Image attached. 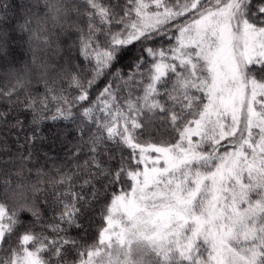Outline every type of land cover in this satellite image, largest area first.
Returning a JSON list of instances; mask_svg holds the SVG:
<instances>
[{
  "label": "snow or ice",
  "instance_id": "1",
  "mask_svg": "<svg viewBox=\"0 0 264 264\" xmlns=\"http://www.w3.org/2000/svg\"><path fill=\"white\" fill-rule=\"evenodd\" d=\"M82 7L77 16L86 15L87 29L78 28L79 52L91 68L75 69L91 78L73 74L69 53L62 79L79 94L54 96L45 83L49 95L27 106L41 116L54 101L53 121L72 119L80 106L87 178L79 191L69 175L51 182L45 204L59 209L51 223H41L37 183L21 173L3 180L0 264H91L94 251L120 239L138 216L161 229L155 236L167 254L156 264H264V0H84ZM37 15L26 11L19 29L30 44L51 47ZM6 35L0 31V54ZM157 37L172 43L150 46ZM130 48L128 70L116 67ZM105 75L111 79L84 106ZM23 87L17 81L0 95ZM155 121L163 129L158 142L142 139L153 136ZM125 148L127 157L119 154ZM127 178L131 191L101 206L106 226L98 243L85 247L70 236L72 228L87 229L94 203ZM73 248L78 259L69 260Z\"/></svg>",
  "mask_w": 264,
  "mask_h": 264
},
{
  "label": "trees",
  "instance_id": "2",
  "mask_svg": "<svg viewBox=\"0 0 264 264\" xmlns=\"http://www.w3.org/2000/svg\"><path fill=\"white\" fill-rule=\"evenodd\" d=\"M75 2L84 12L85 9L82 7L84 0H75ZM100 2L108 3L109 0H100ZM28 10L37 11L33 0H0V31L7 34L6 50L0 54V89L4 92H7L16 83L10 80L5 73L13 67L22 68L33 59L32 45L29 43L28 34L19 29V24L23 23L24 14ZM39 10L43 11L42 5ZM79 25L80 28L87 29L86 15L79 20ZM58 43L59 51H56V44L53 43L46 51H38L36 55L41 60H48L57 66H64L70 53V66L73 68V74L80 76L81 79H90V75L81 74L85 67L91 68V65L80 55L78 30H72L66 35L60 36ZM170 43L172 41L167 38L157 37L155 41L150 42V46L167 47ZM135 47L138 48L139 45ZM134 52L135 48H130L121 57L116 67L127 71L126 65L130 62L129 57ZM75 65H80L81 72L76 71ZM110 71H114V69ZM110 79V76L105 75L96 81L89 89V101L83 102L84 106H90V102L96 100L97 95ZM48 86L54 88L51 93L54 96L63 94L66 98L71 99L79 94L75 86H70L66 79H60L56 84L49 82ZM48 95L45 83L35 76L31 78L30 82L24 83V87L17 90L10 98L0 95V112L6 113L0 119V187H2L3 180L14 182L17 173H21L29 182L37 183L39 191L36 192V197L43 212L41 223H51L52 218L59 212L58 208L52 209L45 204V200L52 198V181H60L62 177L69 175L72 177L70 183L74 185L75 190L79 191L78 185L83 182L82 178H87L83 173L84 162L88 159L87 147L79 139L77 132V125L81 123L80 106L77 105L73 108L72 119L58 118L53 121L51 116L55 114V108L58 105L54 101H50L47 110L39 109L42 115L36 116L33 110L27 106L29 100L34 98L39 101ZM34 119L39 123H33ZM17 121H20L19 127H15ZM153 127L156 130L153 132V136L151 138L145 136L142 139L155 141L157 132L163 134V129L158 121L153 122ZM89 130H94V128ZM32 137L35 139H31ZM87 138V136L84 137L85 140ZM108 147L116 151L111 144ZM29 153H31L30 156ZM119 154L125 157L129 155L126 148ZM127 181L128 178L123 183L113 185L100 201L94 203V212L89 214L92 218L88 220L86 230L72 228L69 230V235L76 238L85 247L98 243L99 231L105 223L100 215L101 206L108 205L112 194H117L126 186ZM68 186V184H64L62 187H58V190L63 191ZM23 215L25 220H32L29 214L24 213ZM35 230L40 231V225H37ZM47 232L51 235L50 229ZM0 255H3V250H0ZM68 259H78L75 248L69 253Z\"/></svg>",
  "mask_w": 264,
  "mask_h": 264
},
{
  "label": "clouds",
  "instance_id": "3",
  "mask_svg": "<svg viewBox=\"0 0 264 264\" xmlns=\"http://www.w3.org/2000/svg\"><path fill=\"white\" fill-rule=\"evenodd\" d=\"M41 5L43 11L39 10ZM78 9L75 0H39L37 23L56 48H59L60 36L80 27ZM31 45L32 61L22 68H10L5 75L15 82L28 83L35 76L44 83H58L63 78L66 65L57 66L48 60H41L36 53L46 51L48 46L36 41ZM160 230L158 225L154 226L142 216L127 221L122 237L94 251L91 264H156L157 258L163 261L167 245L162 238L155 236Z\"/></svg>",
  "mask_w": 264,
  "mask_h": 264
},
{
  "label": "rangeland",
  "instance_id": "4",
  "mask_svg": "<svg viewBox=\"0 0 264 264\" xmlns=\"http://www.w3.org/2000/svg\"><path fill=\"white\" fill-rule=\"evenodd\" d=\"M254 67H258V66H254ZM137 94H139V93H137ZM195 139V138H194ZM151 142H153V143H156V142H158L157 140H153V141H151ZM143 166H141V168H142ZM132 186H133V182L130 180V178H128V181H127V184H126V186L125 187H123L118 193H117V195H119L121 192H130L131 191V188H132ZM111 202V201H110ZM110 202H109V204H110ZM106 226V221H105V223H104V227Z\"/></svg>",
  "mask_w": 264,
  "mask_h": 264
}]
</instances>
